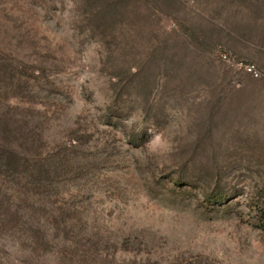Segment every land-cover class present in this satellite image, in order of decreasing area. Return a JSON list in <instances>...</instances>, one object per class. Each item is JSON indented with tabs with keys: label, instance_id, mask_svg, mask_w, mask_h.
I'll return each instance as SVG.
<instances>
[{
	"label": "rangeland",
	"instance_id": "374dc122",
	"mask_svg": "<svg viewBox=\"0 0 264 264\" xmlns=\"http://www.w3.org/2000/svg\"><path fill=\"white\" fill-rule=\"evenodd\" d=\"M0 264H264V0H0Z\"/></svg>",
	"mask_w": 264,
	"mask_h": 264
},
{
	"label": "clouds",
	"instance_id": "9594fccd",
	"mask_svg": "<svg viewBox=\"0 0 264 264\" xmlns=\"http://www.w3.org/2000/svg\"><path fill=\"white\" fill-rule=\"evenodd\" d=\"M158 142H163V138L161 135L151 136V138L148 140V145L151 148L152 145L158 144Z\"/></svg>",
	"mask_w": 264,
	"mask_h": 264
},
{
	"label": "built area",
	"instance_id": "2783aa9c",
	"mask_svg": "<svg viewBox=\"0 0 264 264\" xmlns=\"http://www.w3.org/2000/svg\"><path fill=\"white\" fill-rule=\"evenodd\" d=\"M222 59L224 61H230V57L228 56L227 53L222 54ZM248 69H249L250 72H254L255 75H258V73L256 72V70L253 67H248Z\"/></svg>",
	"mask_w": 264,
	"mask_h": 264
}]
</instances>
